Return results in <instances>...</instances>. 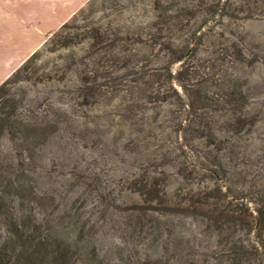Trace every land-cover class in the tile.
<instances>
[{"label":"rangeland","instance_id":"374dc122","mask_svg":"<svg viewBox=\"0 0 264 264\" xmlns=\"http://www.w3.org/2000/svg\"><path fill=\"white\" fill-rule=\"evenodd\" d=\"M60 27L4 96L23 123L0 135V264L35 225L65 264H264L231 217L264 207V0H87Z\"/></svg>","mask_w":264,"mask_h":264},{"label":"trees","instance_id":"16d2710c","mask_svg":"<svg viewBox=\"0 0 264 264\" xmlns=\"http://www.w3.org/2000/svg\"><path fill=\"white\" fill-rule=\"evenodd\" d=\"M68 23L69 22L63 24L54 35L61 38V33L70 28ZM76 37L77 36H74V38ZM90 38L94 39L93 37ZM38 56V52L33 53L15 72L11 74L10 77L0 84V135L5 132L13 134V126L16 123H23V121L16 116L14 100L11 98H5L4 96L7 93V87L16 81L19 75L27 70L28 65L38 59ZM197 98V94L193 92L186 94V99H184L185 102L182 104L183 112L187 114V118H193V115H196L200 109L199 104L197 103ZM8 104H11L12 106L9 107ZM7 108H9L8 111L6 110ZM155 196H158V192H155ZM246 207L247 208L243 207L245 214L242 212L239 215H231L233 221L237 222L238 226L245 228L247 231L262 232L264 230V207L252 210L248 206ZM16 228L18 227L16 226ZM34 228L35 231H26V236L24 235V229L21 231V238L25 237V242L29 244V247L24 251L25 261H23L22 256L20 255L21 257L17 259V264H65L69 259L68 250L70 246L66 245L61 249L50 250L47 246L48 238L41 234L38 226L35 225Z\"/></svg>","mask_w":264,"mask_h":264},{"label":"crops","instance_id":"0c3cea01","mask_svg":"<svg viewBox=\"0 0 264 264\" xmlns=\"http://www.w3.org/2000/svg\"><path fill=\"white\" fill-rule=\"evenodd\" d=\"M87 0H0V46L12 43L15 39L19 40L20 48H29L26 57L16 61H26L29 55L37 50L44 32H51L60 27L75 13ZM32 4V11L31 9ZM35 6V8H34ZM29 7V8H28ZM28 9L31 11L28 12ZM27 16L31 21V28H24L21 23L11 24L14 16ZM54 19H62L54 26L48 27ZM4 21V22H3ZM13 49V48H9ZM17 49V48H16ZM1 51V49H0ZM2 51H9L4 49ZM30 51H32L30 53ZM7 53V52H5ZM11 67L8 66V68ZM11 73V70H10ZM8 73V75L10 74ZM6 74V76H8ZM4 80V79H3ZM6 80V79H5Z\"/></svg>","mask_w":264,"mask_h":264}]
</instances>
